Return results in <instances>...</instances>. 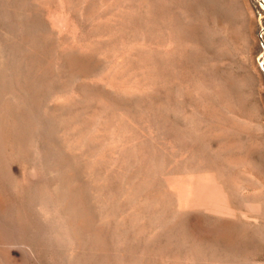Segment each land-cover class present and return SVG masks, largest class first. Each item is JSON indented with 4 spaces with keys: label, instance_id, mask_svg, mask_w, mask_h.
Wrapping results in <instances>:
<instances>
[{
    "label": "rangeland",
    "instance_id": "obj_1",
    "mask_svg": "<svg viewBox=\"0 0 264 264\" xmlns=\"http://www.w3.org/2000/svg\"><path fill=\"white\" fill-rule=\"evenodd\" d=\"M0 113V264H264V0H0Z\"/></svg>",
    "mask_w": 264,
    "mask_h": 264
},
{
    "label": "bare ground",
    "instance_id": "obj_2",
    "mask_svg": "<svg viewBox=\"0 0 264 264\" xmlns=\"http://www.w3.org/2000/svg\"><path fill=\"white\" fill-rule=\"evenodd\" d=\"M11 95V94H10ZM6 108V107H5ZM20 109V108H19ZM5 110V109H4ZM4 113V112H3ZM3 113H0L1 115H0V120H1V118H3L2 117V114ZM2 125H0V175L4 178L5 177V179H7V176L9 177V176H11V177H9L10 179H11V181H9V179H7V181H9V183L11 184V182H12V184L13 185H15V186H13V187H16V188H14L15 189V192H17V190H18V188H17V183H16V178H14L13 177V175H12V172H9V170H7V163H8V160L10 159H7V157L9 156L8 155V153H7V148H6V141H5V137H4V130H3V128L1 127ZM33 146H34V144H33ZM9 167V166H8ZM10 168V167H9ZM8 168V169H9ZM4 171H6V172H4ZM8 172V173H7ZM1 177V178H2ZM8 184V183H7ZM13 187H11V188H13ZM14 192V193H15ZM16 196V195H15ZM19 199V198H18ZM17 200V199H16ZM16 202V201H15ZM17 203H18V201H17ZM200 203H202V202H200ZM14 205H16V204H14ZM18 205H19V203H18ZM18 205H16V207H17V210L18 211H20V209H19V207H18ZM2 208V207H1ZM13 210V209H12ZM1 211V210H0ZM23 211V210H22ZM2 212V211H1ZM23 230V229H22Z\"/></svg>",
    "mask_w": 264,
    "mask_h": 264
}]
</instances>
